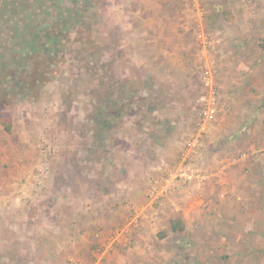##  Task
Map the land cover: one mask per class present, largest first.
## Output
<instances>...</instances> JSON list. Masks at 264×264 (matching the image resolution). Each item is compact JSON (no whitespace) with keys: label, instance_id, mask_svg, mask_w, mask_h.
<instances>
[{"label":"rangeland","instance_id":"obj_1","mask_svg":"<svg viewBox=\"0 0 264 264\" xmlns=\"http://www.w3.org/2000/svg\"><path fill=\"white\" fill-rule=\"evenodd\" d=\"M137 2L0 0V116L7 114L11 127L13 122L16 126V133L0 128V145L26 136L34 157L31 172L15 184L17 193L0 191V264H203L191 261L183 247L175 250L173 258L179 253V259L172 263L170 255L162 258V244L148 246L159 258L142 249L141 259L120 245L127 242L129 226L120 218L128 215L138 221L141 199L155 213L172 197L175 204L167 201L163 207L168 214L184 204L183 191L191 192L190 183L175 184L160 200L150 197L154 182L163 184L183 159L184 142L195 128L192 104L200 93L199 89L190 96L186 113L181 110L187 118L177 119L167 103L174 83L145 82L151 73L138 68V58L131 54L138 29ZM166 9L179 15L197 47L194 85L199 88L202 68L213 64L224 96L214 126L226 128L225 134L206 135L199 155L189 162L197 176L206 177L202 182L218 179L224 166L216 162L218 147L220 160L234 163L239 180L254 177L247 188L239 183L241 191H228L227 197L235 201L229 209L236 213L226 215L228 225H220V234L210 232L212 237L219 234L220 242L213 238L208 246V264H264V0H171ZM216 29L220 47L224 34L231 40L240 32L243 38L238 52L231 41L226 44L232 52L226 57V70H219L214 55L219 44ZM200 32L212 41L207 50L198 39ZM153 83L159 86L158 97ZM137 176L144 180L138 183ZM28 186L34 187L31 196ZM122 191L136 192V198H126ZM128 203V213H115ZM104 208L109 210L106 217L120 222L92 232V237L83 236L91 244L88 252L79 250L81 238L74 233L68 247L57 244L63 219L70 226L79 225L81 215L97 219ZM173 218L165 219L169 224ZM234 219L238 222L232 223Z\"/></svg>","mask_w":264,"mask_h":264},{"label":"crops","instance_id":"obj_2","mask_svg":"<svg viewBox=\"0 0 264 264\" xmlns=\"http://www.w3.org/2000/svg\"><path fill=\"white\" fill-rule=\"evenodd\" d=\"M170 4L171 0H138V10L136 13L134 12L138 29L136 30V41L133 42L134 48L133 51L131 48V54L137 56L138 68L144 70V72L147 71V73H151L149 78L150 80L146 78L145 82L174 83L175 88L171 90L170 100H168L167 103L171 104L170 107L173 106L177 113V116L175 115V117L179 119L187 118L186 114L181 116V110L186 113L188 102L190 103V99L192 98H190V96H193L195 91L198 92L199 89L201 93L202 88L201 84H199V88L194 85L196 82L194 80L195 75L197 76V56L199 55L197 47L193 40H191L183 30L179 15L177 13L172 15V12L166 11V8L170 7ZM216 35L219 37V44L216 46L217 50L214 52V55L216 56L219 70L220 66L226 70L230 65V63L226 61V57L232 53L227 49L226 44L231 41V45L235 48V51L238 52V50L242 48L240 44L243 43L241 40L243 38L240 32H236V34L233 33L231 35V40L225 39L226 34H224L221 41L222 46L220 47V29H216L214 36ZM236 81H238V79L234 80V82ZM218 83L222 106L224 96L221 92L220 78ZM237 83L240 84V82ZM250 84H253L258 88L262 86V82H251ZM150 86L154 92V97H158L160 92L157 89L159 86L154 85V83L152 85L150 84ZM162 99L165 101L164 97ZM162 99L159 100L160 103H162ZM231 100L234 103L240 102L239 99L236 100L233 97ZM173 124L175 125V122ZM15 127V122H13V126L11 127L12 133H16ZM0 128L4 129L1 124ZM216 131L217 133L220 132V134L223 135L226 132V128H221L220 124L216 125V128L213 125L209 132V136ZM155 132H157V130ZM29 141V138L24 136V138H20L18 142H8L7 144L0 145L2 147L1 152L3 154L0 156V186H2L0 187V191L4 192V195H8L9 190L11 195L16 194L17 188L15 187V184L23 180L34 167V157L32 156L33 152L30 145H28ZM216 149L218 155L216 162L220 164V166L224 165L221 167L218 174H216L218 179L209 178L208 180L202 182L206 177L201 178V176H199L195 182L193 181L189 184L193 189H191L190 193H187L189 190L183 191L186 193H184L185 196L183 197L184 204L182 206L178 204V207H174V209H172V211L168 214L165 213L163 207L168 205L167 201L173 202V205L175 204V201H172V197L167 199V201L165 200V202H163V207L155 213L152 211L151 204L149 202L145 204L146 202L143 203L144 200L141 199V202L139 203L140 205L136 208L138 209V213L136 215V217H139L138 221H136L135 218L132 220L127 219L128 215L124 218H120L127 222V225H129L126 227L127 233H124L125 236L122 233V236L126 237L127 242L125 244L121 242L120 245L128 246V248L130 247L129 250H132L139 259L144 256L143 254H139L142 249L145 250L144 254L147 256H156V258H159L158 254L154 251L150 252L148 248L150 243H158L162 244L161 247H164L161 254L165 256H162V258H166L169 255L170 259L173 258L175 250H179L178 248L183 247L185 252H190L191 255L189 258H191L190 260L195 263L200 262L208 264L212 261V258L208 257L210 254V252H207L209 250L208 246L214 241L213 238H217V243L220 242V225H228L226 224V215H228L229 218L230 214L235 216L236 213L235 210L232 211L229 209L230 205L228 204L231 203V201L235 203V201L230 200L228 198L229 196L227 197L228 193H230L228 191L235 192L238 189V191H241V187L237 186L239 183H243L244 187L247 188V185H245L247 182H254V177L251 176V174L249 177L244 175L241 180H239L234 174V163L226 159L220 160V148L216 147L215 150ZM39 165H41V161H38V166ZM253 165L256 164H249V166ZM225 170H227V174L226 172L223 173ZM143 180L144 179L141 176L136 177V181L138 183ZM227 183L230 184L229 187H225L224 184ZM28 187L30 190L28 189L26 191L28 194L30 193L31 196L34 191V187ZM132 193L133 192L122 191V195H126V198H134L136 192ZM77 196H80V194ZM72 204L75 206V201H73ZM207 205H209V209L205 208ZM65 209H67V213H72L71 208L66 207ZM129 209H131V207L128 203L122 206V208L115 213L123 214L122 216H124V213H128ZM214 210L216 212V216L213 212ZM106 211L109 210L107 208L99 209V216L97 219H95L91 214L81 215L80 220L83 219V222L79 223V225L72 224L70 226L67 222L68 220L63 219L57 229L60 231L59 235H57V244L61 246L62 249L66 246L68 247L71 242V234L74 233L75 237L81 238L78 242L79 245H81L79 250L81 248L82 252H88L91 249V244L84 241L82 238L83 236L87 235L88 237H92V232H97L101 229L104 231L109 230L114 224H119L120 222V219H116L115 217H106L109 213ZM159 213H161L162 217L159 216ZM220 213L223 214L222 222L220 220ZM94 214H97V212L95 211ZM117 214L116 217H118ZM163 216H165L166 219L173 216L181 218L185 224L186 230L181 234L174 233L170 228V223L168 224L166 222L167 220ZM237 222V219L232 221V223ZM214 229L219 232V234L217 233L218 235H215L217 237H212L210 233L213 232ZM169 248L171 251H169ZM71 249L73 252L76 251L75 246L73 245ZM76 253L79 254L80 251H76ZM174 257L179 259V253H175ZM176 259L173 258L172 263H174ZM217 261L219 260L216 258V262Z\"/></svg>","mask_w":264,"mask_h":264},{"label":"built area","instance_id":"obj_3","mask_svg":"<svg viewBox=\"0 0 264 264\" xmlns=\"http://www.w3.org/2000/svg\"><path fill=\"white\" fill-rule=\"evenodd\" d=\"M198 39L203 49L207 50L212 46V41L205 33L200 32L198 34ZM217 76V70L213 64H206L202 68L200 73L202 91L192 104V111L195 116L194 131L184 142L185 153L183 159L168 172L167 178L163 180V184L159 181L154 182L150 193L153 202L167 196L175 184L191 183L199 177L196 175L189 159L199 155L203 147L204 137L209 134L221 112V94Z\"/></svg>","mask_w":264,"mask_h":264},{"label":"trees","instance_id":"obj_4","mask_svg":"<svg viewBox=\"0 0 264 264\" xmlns=\"http://www.w3.org/2000/svg\"><path fill=\"white\" fill-rule=\"evenodd\" d=\"M32 76H34L35 78V74H32ZM1 115L2 116H0V124L4 127V130L9 133L11 131V123L8 118L9 116H7V114ZM170 228L176 234H181L186 230L183 220L178 217L170 220Z\"/></svg>","mask_w":264,"mask_h":264}]
</instances>
